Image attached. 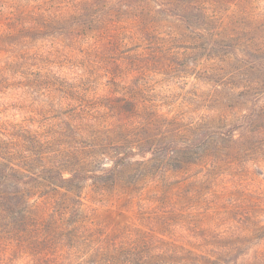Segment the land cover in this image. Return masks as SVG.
<instances>
[{
	"label": "rangeland",
	"instance_id": "1",
	"mask_svg": "<svg viewBox=\"0 0 264 264\" xmlns=\"http://www.w3.org/2000/svg\"><path fill=\"white\" fill-rule=\"evenodd\" d=\"M0 154V264H264V0H0Z\"/></svg>",
	"mask_w": 264,
	"mask_h": 264
},
{
	"label": "trees",
	"instance_id": "2",
	"mask_svg": "<svg viewBox=\"0 0 264 264\" xmlns=\"http://www.w3.org/2000/svg\"><path fill=\"white\" fill-rule=\"evenodd\" d=\"M114 18L119 19L118 17H114ZM98 21L103 23L102 26L96 25L93 27H85V28L80 27L81 29H79V33H83V34L79 35V33H77L79 35L78 38L83 37L85 42L83 44L74 43V45L77 46L75 47L76 48L75 50L83 52V50L87 49L88 47L90 48L92 47V48H95V50L103 51L106 54L112 55V54L122 52L123 50H125L129 46V44L131 42H134V40H136L137 38L136 36V38L133 39L134 33L130 31V28L126 27L128 28L129 31H124L119 28L121 26L125 27V24L127 25L128 22L127 23L124 22L125 24L124 23L119 24L118 22H114V21L111 23L107 20L102 21V19ZM97 27H100V29L95 31L96 33H92V35L90 36H89V33L87 34L86 30L89 31V28H92V31H93ZM79 78L81 81L83 80L81 79L83 78V76H80ZM80 80L72 81V82L76 83V82H80ZM12 158H13L12 156L6 157L0 154V168L10 167V168L15 169V165L12 163Z\"/></svg>",
	"mask_w": 264,
	"mask_h": 264
}]
</instances>
